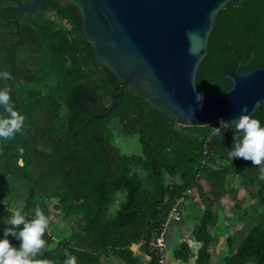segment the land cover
<instances>
[{
    "label": "trees",
    "instance_id": "obj_1",
    "mask_svg": "<svg viewBox=\"0 0 264 264\" xmlns=\"http://www.w3.org/2000/svg\"><path fill=\"white\" fill-rule=\"evenodd\" d=\"M27 1L0 0V70L26 68L23 74L12 68L9 78L16 83L11 97L25 122L22 132L0 138V234L14 210L3 201L14 179L25 184L20 210L28 218L52 198L66 218L69 233L59 238L48 229L44 233L46 247L39 255L53 264H63L65 250L78 264H103L112 256L141 264L131 248L136 244L149 256L148 264H160L149 242L171 206L196 188L204 211L193 232L202 242L195 264H209L214 239L209 228L218 222L213 191H223L227 178L236 177L255 204L234 207L239 212L264 207L259 166L243 157L231 161L227 153L233 131H225L221 140L212 132L218 122L180 125L132 89L117 90L116 74L92 64L93 46L81 31L74 5L45 0L38 9H16ZM263 64L264 0H229L215 16L196 86L212 96L230 87L225 70L248 71ZM252 115L264 123V105ZM117 123L125 134H138L140 153H124L114 142ZM122 192L124 199L110 214ZM226 242L234 246L232 234ZM189 255L186 243L174 250L176 258ZM250 260L264 264L262 222L248 228L224 264Z\"/></svg>",
    "mask_w": 264,
    "mask_h": 264
},
{
    "label": "water",
    "instance_id": "obj_2",
    "mask_svg": "<svg viewBox=\"0 0 264 264\" xmlns=\"http://www.w3.org/2000/svg\"><path fill=\"white\" fill-rule=\"evenodd\" d=\"M44 1L28 0L16 9H38ZM58 1L77 8L81 31L93 46L92 64L116 74V89H132L178 124L204 126L218 122L217 117L231 123L245 106L253 113L264 105V64L225 70L228 90L195 100L200 90L192 80L207 53L215 16L229 0ZM188 105L196 106L193 115Z\"/></svg>",
    "mask_w": 264,
    "mask_h": 264
},
{
    "label": "clouds",
    "instance_id": "obj_3",
    "mask_svg": "<svg viewBox=\"0 0 264 264\" xmlns=\"http://www.w3.org/2000/svg\"><path fill=\"white\" fill-rule=\"evenodd\" d=\"M10 75L7 70H0V82L8 80ZM192 83L195 86L194 78ZM202 97V92L195 93L197 102L201 101ZM256 103L261 102L258 100ZM196 106L188 105L191 115L194 114ZM217 121V125L212 127V132L221 140L225 131H233V141L227 153L231 161L233 157L250 159L253 165L259 166V178L264 180V123L253 116L246 106L231 123L223 117H217ZM24 122L25 116L15 107L10 86L0 83V138L8 139L17 132H22ZM5 224L0 234V264H53L39 255L46 247L44 233L49 225L48 216L39 206L35 208L31 218L19 208L12 210ZM9 236L17 239L19 243H11ZM65 257L63 264H78L76 256L67 250Z\"/></svg>",
    "mask_w": 264,
    "mask_h": 264
},
{
    "label": "rangeland",
    "instance_id": "obj_4",
    "mask_svg": "<svg viewBox=\"0 0 264 264\" xmlns=\"http://www.w3.org/2000/svg\"><path fill=\"white\" fill-rule=\"evenodd\" d=\"M114 123L116 122H113L112 125ZM113 133L114 142L120 147L122 152L127 154L140 153L141 150L137 133L125 134L119 123H117V126L115 125ZM239 184L240 183L236 177H228L226 189L218 193V200L220 204L218 213L220 215V221L213 229L217 240L215 245H212V256L213 260H215V264H219V252H221L222 248L224 249L227 234H232L234 241L240 242L250 226L256 222H262L264 224V207L259 206L256 210L244 208L241 212L234 207L235 203H239L244 207H251L252 204H255L253 195L251 196V194H249L244 187ZM24 187L25 184L23 182L13 179V181L6 186L7 195L3 201L8 202L13 209H20L24 202ZM123 199L124 193L122 192L117 196L115 204L110 206V214H114ZM56 203L57 199L52 198L48 201L41 202L40 207L49 218V225L47 229L55 238H59L60 236L69 233L70 230L69 225L66 222V218L62 215L61 211L55 207ZM240 216H242V219H240ZM227 220L228 225L225 227ZM170 228L171 226L168 231ZM169 245L171 244L169 243ZM169 247L170 246L167 247V251L169 250ZM249 264H253V262H250Z\"/></svg>",
    "mask_w": 264,
    "mask_h": 264
},
{
    "label": "crops",
    "instance_id": "obj_5",
    "mask_svg": "<svg viewBox=\"0 0 264 264\" xmlns=\"http://www.w3.org/2000/svg\"><path fill=\"white\" fill-rule=\"evenodd\" d=\"M227 182H228V178H227ZM213 192L217 197V203H218L217 212H218V208L220 205L218 200L219 194L217 191H213ZM180 209L182 213V218L179 221L172 222V224L170 225L171 228L168 231L166 237V247L164 250V260H165L164 264H195L198 249L202 245V242L196 240L193 234V232L197 230L200 216L204 211V205L200 200L196 188L188 190L186 197L180 203ZM219 221H220V215L218 213V222ZM227 225H228V220L225 227ZM215 226L209 228V232L214 238L212 243H210V245L208 246V251L210 252L209 264H215V260H213V256H212V247H213L212 245H215L217 240L213 230ZM227 237L228 234L226 235L225 238L224 249L222 248L221 252H219L220 255V257L218 258L219 264H221V261L222 264H224V257L232 253L235 250L236 246L239 244V241L238 242L234 241V246L232 248H229L226 242ZM169 243L171 245H169ZM182 243L187 244L188 250L190 252L189 257L186 260H183L181 258H176L174 256V250L179 248V246ZM168 246L170 247L169 250L167 251ZM131 248L134 251V253L139 257L141 264H148L149 256L146 253H143L139 244L133 245ZM102 262L103 264H127L126 262L115 256H112L107 259H103ZM250 262H253V264H255L253 260H250L247 264H249Z\"/></svg>",
    "mask_w": 264,
    "mask_h": 264
},
{
    "label": "built area",
    "instance_id": "obj_6",
    "mask_svg": "<svg viewBox=\"0 0 264 264\" xmlns=\"http://www.w3.org/2000/svg\"><path fill=\"white\" fill-rule=\"evenodd\" d=\"M183 199L184 198L181 197L171 206V208L162 220L161 227L158 233L156 234L154 239L149 242L150 249L155 251L156 254H158L160 264H164L165 262L164 250L166 247L167 230L172 222L179 221L181 219V211L179 208V204L182 202Z\"/></svg>",
    "mask_w": 264,
    "mask_h": 264
},
{
    "label": "flooded vegetation",
    "instance_id": "obj_7",
    "mask_svg": "<svg viewBox=\"0 0 264 264\" xmlns=\"http://www.w3.org/2000/svg\"><path fill=\"white\" fill-rule=\"evenodd\" d=\"M12 68H16V71H18L21 74L26 72V68L23 67V65H19L17 67H11L10 66V67L4 68V70H7L10 73ZM5 83H7L10 87H15L16 86V83L13 82L11 79L6 80Z\"/></svg>",
    "mask_w": 264,
    "mask_h": 264
}]
</instances>
